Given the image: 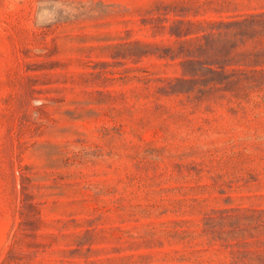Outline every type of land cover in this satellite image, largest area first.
I'll return each mask as SVG.
<instances>
[{"label": "rangeland", "instance_id": "rangeland-1", "mask_svg": "<svg viewBox=\"0 0 264 264\" xmlns=\"http://www.w3.org/2000/svg\"><path fill=\"white\" fill-rule=\"evenodd\" d=\"M0 264H264V0H0Z\"/></svg>", "mask_w": 264, "mask_h": 264}]
</instances>
